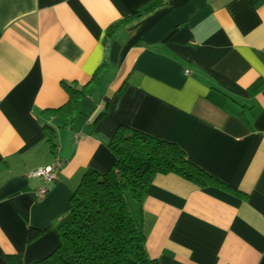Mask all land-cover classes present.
Wrapping results in <instances>:
<instances>
[{
  "label": "crops",
  "instance_id": "0c3cea01",
  "mask_svg": "<svg viewBox=\"0 0 264 264\" xmlns=\"http://www.w3.org/2000/svg\"><path fill=\"white\" fill-rule=\"evenodd\" d=\"M150 6L115 29L80 113L50 111L67 101L65 83L97 70L108 28ZM120 124L175 142L243 193L154 175L142 200L150 257L264 264V0H0V264L54 249V216L85 169L111 165ZM56 156L63 165L38 199L43 180L30 172ZM30 227L46 230L28 241Z\"/></svg>",
  "mask_w": 264,
  "mask_h": 264
},
{
  "label": "trees",
  "instance_id": "16d2710c",
  "mask_svg": "<svg viewBox=\"0 0 264 264\" xmlns=\"http://www.w3.org/2000/svg\"><path fill=\"white\" fill-rule=\"evenodd\" d=\"M151 7L108 28L104 56L97 70L80 87L65 83L67 101L50 111L59 112L69 120L80 113L82 99L94 90L99 73L108 64V48L115 29L140 17ZM104 112L102 110L96 120ZM44 128L47 141L54 149L55 130L47 124ZM107 145L114 157L111 165L104 171L85 169L69 206L54 216L57 245L48 255L28 264H159L148 254L142 230V200L158 173H176L202 187L217 185L243 194L192 162L175 142L143 130L120 124ZM45 230L30 227L28 241Z\"/></svg>",
  "mask_w": 264,
  "mask_h": 264
},
{
  "label": "built area",
  "instance_id": "2783aa9c",
  "mask_svg": "<svg viewBox=\"0 0 264 264\" xmlns=\"http://www.w3.org/2000/svg\"><path fill=\"white\" fill-rule=\"evenodd\" d=\"M185 72L188 73L189 70L185 69ZM62 165L63 160L56 156L52 163L46 166L35 168L30 172L31 176L41 177L43 180V184L35 190L36 198L41 199L45 196L49 189V185L55 179L56 172L60 169Z\"/></svg>",
  "mask_w": 264,
  "mask_h": 264
},
{
  "label": "rangeland",
  "instance_id": "374dc122",
  "mask_svg": "<svg viewBox=\"0 0 264 264\" xmlns=\"http://www.w3.org/2000/svg\"><path fill=\"white\" fill-rule=\"evenodd\" d=\"M54 229L56 230V226L54 227Z\"/></svg>",
  "mask_w": 264,
  "mask_h": 264
}]
</instances>
